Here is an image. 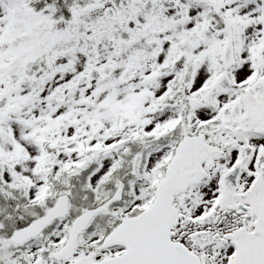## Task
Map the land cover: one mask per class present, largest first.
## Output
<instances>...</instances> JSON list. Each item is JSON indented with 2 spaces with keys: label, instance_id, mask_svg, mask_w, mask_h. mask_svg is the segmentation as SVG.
I'll list each match as a JSON object with an SVG mask.
<instances>
[{
  "label": "snow or ice",
  "instance_id": "1",
  "mask_svg": "<svg viewBox=\"0 0 264 264\" xmlns=\"http://www.w3.org/2000/svg\"><path fill=\"white\" fill-rule=\"evenodd\" d=\"M0 264H264V0H0Z\"/></svg>",
  "mask_w": 264,
  "mask_h": 264
}]
</instances>
